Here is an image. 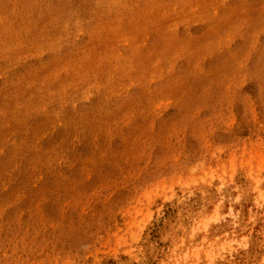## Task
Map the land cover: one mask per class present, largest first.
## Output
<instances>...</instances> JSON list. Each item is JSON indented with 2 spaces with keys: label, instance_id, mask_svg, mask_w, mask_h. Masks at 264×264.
Here are the masks:
<instances>
[{
  "label": "rangeland",
  "instance_id": "1",
  "mask_svg": "<svg viewBox=\"0 0 264 264\" xmlns=\"http://www.w3.org/2000/svg\"><path fill=\"white\" fill-rule=\"evenodd\" d=\"M0 264H264V0H0Z\"/></svg>",
  "mask_w": 264,
  "mask_h": 264
}]
</instances>
